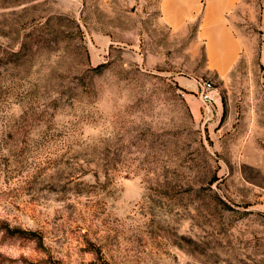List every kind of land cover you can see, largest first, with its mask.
<instances>
[{
    "label": "rangeland",
    "instance_id": "1",
    "mask_svg": "<svg viewBox=\"0 0 264 264\" xmlns=\"http://www.w3.org/2000/svg\"><path fill=\"white\" fill-rule=\"evenodd\" d=\"M160 3L0 0V264H264V0L226 80Z\"/></svg>",
    "mask_w": 264,
    "mask_h": 264
},
{
    "label": "crops",
    "instance_id": "2",
    "mask_svg": "<svg viewBox=\"0 0 264 264\" xmlns=\"http://www.w3.org/2000/svg\"><path fill=\"white\" fill-rule=\"evenodd\" d=\"M242 0H161V21L180 31L199 21L195 42L202 44L205 70L217 80H226L233 73L249 40L240 36L231 15ZM264 67V50L261 53ZM264 80V79H263Z\"/></svg>",
    "mask_w": 264,
    "mask_h": 264
},
{
    "label": "built area",
    "instance_id": "3",
    "mask_svg": "<svg viewBox=\"0 0 264 264\" xmlns=\"http://www.w3.org/2000/svg\"><path fill=\"white\" fill-rule=\"evenodd\" d=\"M198 82V96L201 101V108L203 110V118L206 121L211 120L215 116L216 105V88L211 81H197Z\"/></svg>",
    "mask_w": 264,
    "mask_h": 264
},
{
    "label": "trees",
    "instance_id": "4",
    "mask_svg": "<svg viewBox=\"0 0 264 264\" xmlns=\"http://www.w3.org/2000/svg\"><path fill=\"white\" fill-rule=\"evenodd\" d=\"M3 229L11 237H22L30 240H35L40 245H42V236L39 235L37 232L24 231L18 228H11L10 226H5Z\"/></svg>",
    "mask_w": 264,
    "mask_h": 264
}]
</instances>
